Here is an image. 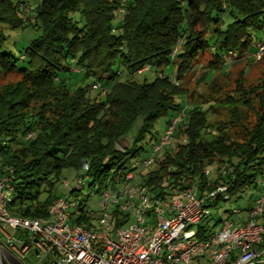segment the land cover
<instances>
[{
	"label": "trees",
	"instance_id": "trees-1",
	"mask_svg": "<svg viewBox=\"0 0 264 264\" xmlns=\"http://www.w3.org/2000/svg\"><path fill=\"white\" fill-rule=\"evenodd\" d=\"M28 27L40 34L14 58L3 50L4 30ZM258 32H264V0H0V177L12 187L9 214L47 218L62 196L55 187L66 169L102 185L108 171L128 169L149 151L152 142L148 148L139 142L158 119L168 122L181 109L185 115L172 135L180 140L141 178L151 191L164 174L175 183L195 177L202 183V169L222 161L232 167V177L221 181L234 199L255 189L264 176V54L257 61L247 55L261 64L255 82L241 70L230 85L212 83L203 112L192 103L188 108L182 84L206 52L204 76L224 74L227 52L237 54L229 60L251 54ZM170 64L172 77L162 74ZM144 66L160 70L152 82L133 80ZM60 72L95 81L71 88ZM11 76L16 79L7 80ZM126 137L128 147L119 150ZM85 204L81 200V213L89 211ZM91 219L82 213L75 222Z\"/></svg>",
	"mask_w": 264,
	"mask_h": 264
},
{
	"label": "built area",
	"instance_id": "built-area-1",
	"mask_svg": "<svg viewBox=\"0 0 264 264\" xmlns=\"http://www.w3.org/2000/svg\"><path fill=\"white\" fill-rule=\"evenodd\" d=\"M21 7L28 11L25 4ZM263 54L264 42H259L248 56L258 60ZM228 55L237 57L231 51ZM148 69L144 66L136 74ZM98 87L96 83L92 89ZM184 115L181 109L168 119L164 134L143 159L128 169L108 171L102 185H93L100 201L96 213L82 212L92 218L89 222H75L82 215V199L71 196L81 192L85 178L63 180L66 193L48 207L47 218L29 219L9 214L12 187L7 176L0 177V264H264V176L257 180L253 200L229 210L226 218L216 221L218 228L205 223L212 207L233 198L229 185L221 181L232 177L228 162L205 166L202 183L196 177L175 183L164 174L153 192L141 179L152 171Z\"/></svg>",
	"mask_w": 264,
	"mask_h": 264
},
{
	"label": "rangeland",
	"instance_id": "rangeland-1",
	"mask_svg": "<svg viewBox=\"0 0 264 264\" xmlns=\"http://www.w3.org/2000/svg\"><path fill=\"white\" fill-rule=\"evenodd\" d=\"M33 4L37 2L38 0H29ZM223 19V24H227L229 22V18L226 14H222L220 16ZM82 25L81 22L77 24L78 27ZM6 34V41L3 50L5 52L11 54L14 58H18L20 52H22L33 38H36L40 31L38 29H33L28 27L24 29L22 32L18 31H10V30H4ZM211 34V30L206 31V38L209 37ZM264 42V32H258L254 35L252 43H259ZM209 57L208 53L206 52L205 57L203 58L204 61L197 62L195 61L192 65V68L189 72H187V75L184 77L182 87L185 89L186 96H187V105L189 103H192L193 105H197L200 107L202 112L208 107L209 104L205 103L207 98V93L210 90V87L212 86V83H215L213 85L216 86H222L224 85H230L232 84V80L237 76L239 71L244 72L245 80L248 82H255L260 74H261V64L256 61H249L247 55H242L241 58L238 59H230L226 56L225 60L227 61L226 69L223 70L225 72L224 74L220 75L218 71H214L212 73V76L209 75L204 76V67L206 65V59ZM174 68L175 65H169L165 67L162 70V74L167 75L169 77H172L174 74ZM160 73V70H157L155 67H150L146 72H142L141 74H135L133 76V80L137 82H152L156 76H158ZM58 77L63 78V80H66L70 85H72L71 88H75L77 85H90L95 81L93 77H84L82 74H78L75 72L70 73H58ZM16 76L8 77L7 80H15ZM119 80H122V78H119ZM74 81H78L77 84H72ZM212 81V82H211ZM211 82V83H210ZM90 97H94L96 95L95 91H90L89 93ZM175 101L178 102L179 99L175 98ZM188 108L190 106L188 105ZM207 118L210 119L207 115ZM167 126V117L160 118L156 121L155 126L153 130L146 136V138L139 142V146L148 148L150 146V143L154 140L159 139L165 132V127ZM179 139L172 138L169 145L165 147L167 152L172 153L174 145L176 141H179ZM129 144V138L126 137L123 140H121L120 146L118 145V149L120 150L121 147H128ZM146 156V154L141 153L139 156H136V161H139L143 159ZM216 163H213L211 167H215ZM63 174H61L60 181L56 185V194L63 195L66 193L65 187H63L62 182L63 180H68L70 183H72V180L75 177V172L70 169H66L62 171ZM91 178H86L85 182L83 184V188L81 190V199L82 201H85V207L87 209L94 211L95 213L99 209V189L95 188L93 185H89ZM93 192V195L90 196V193ZM251 195H250V194ZM256 191L252 187L246 191H244L238 199L231 198L229 201L226 202H219L211 209V215L210 219L205 223V226H213L216 224L217 220L224 219L228 216V211L232 209H242L247 204L253 200V197L256 196ZM216 224V228L219 227V225ZM12 235L18 236L21 234V231L18 232H11ZM32 258V254H29L28 259H25L27 262ZM11 264L10 262H8Z\"/></svg>",
	"mask_w": 264,
	"mask_h": 264
},
{
	"label": "crops",
	"instance_id": "crops-1",
	"mask_svg": "<svg viewBox=\"0 0 264 264\" xmlns=\"http://www.w3.org/2000/svg\"><path fill=\"white\" fill-rule=\"evenodd\" d=\"M246 55H249V53H248V54H246Z\"/></svg>",
	"mask_w": 264,
	"mask_h": 264
}]
</instances>
